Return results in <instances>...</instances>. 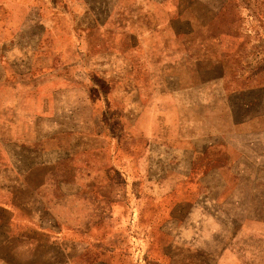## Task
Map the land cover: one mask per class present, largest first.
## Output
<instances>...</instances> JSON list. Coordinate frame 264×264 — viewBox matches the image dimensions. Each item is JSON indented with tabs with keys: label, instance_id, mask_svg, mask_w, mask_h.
<instances>
[{
	"label": "rangeland",
	"instance_id": "1",
	"mask_svg": "<svg viewBox=\"0 0 264 264\" xmlns=\"http://www.w3.org/2000/svg\"><path fill=\"white\" fill-rule=\"evenodd\" d=\"M0 264H264V0H0Z\"/></svg>",
	"mask_w": 264,
	"mask_h": 264
}]
</instances>
